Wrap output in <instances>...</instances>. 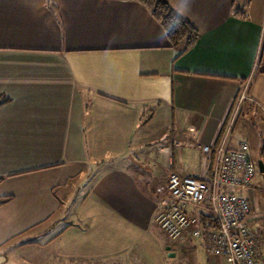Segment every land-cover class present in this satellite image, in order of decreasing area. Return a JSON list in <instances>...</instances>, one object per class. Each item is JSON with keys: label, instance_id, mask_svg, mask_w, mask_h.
Here are the masks:
<instances>
[{"label": "crops", "instance_id": "obj_1", "mask_svg": "<svg viewBox=\"0 0 264 264\" xmlns=\"http://www.w3.org/2000/svg\"><path fill=\"white\" fill-rule=\"evenodd\" d=\"M167 1L200 33L181 57L137 2L0 0V247L48 223L90 180L78 224L52 238L55 264H229L207 253L205 237L170 240L157 217L170 174L211 178L218 158L204 148L220 143L245 88L240 116L264 123V13L236 18L240 0ZM236 124L230 145L252 154ZM255 181L243 194L264 259Z\"/></svg>", "mask_w": 264, "mask_h": 264}, {"label": "built area", "instance_id": "obj_2", "mask_svg": "<svg viewBox=\"0 0 264 264\" xmlns=\"http://www.w3.org/2000/svg\"><path fill=\"white\" fill-rule=\"evenodd\" d=\"M248 100L245 88L238 107ZM239 108L220 143L204 148L206 154L215 153L218 158L213 171L207 165L211 178L200 181L170 174L157 221L172 241L183 233L195 239L205 237L207 253L229 264H264L262 236L250 226L254 209L243 194L256 177L257 164L247 144L230 145ZM204 212L209 216L203 220Z\"/></svg>", "mask_w": 264, "mask_h": 264}, {"label": "rangeland", "instance_id": "obj_3", "mask_svg": "<svg viewBox=\"0 0 264 264\" xmlns=\"http://www.w3.org/2000/svg\"><path fill=\"white\" fill-rule=\"evenodd\" d=\"M250 1L251 0H240L235 11L241 10L247 17L255 20L259 19L260 17L263 18L262 14L264 13V0H255L251 3V6L249 3ZM243 105L244 104H242L238 110L239 115L237 116V124L234 134L236 138L244 139L252 145V154L254 161L257 164V158L261 155L264 145V123L259 118L260 116L257 117V115L253 114L254 112H250V116L241 117L240 114L242 113ZM147 115L151 116V112L147 113ZM164 141L165 140L157 142L158 145L154 144V146L159 147ZM148 147H144V150L146 151ZM260 179L261 174L258 169L255 188L258 189L259 193H262L264 196V189H260V187L257 185V183L260 182ZM16 183H20L19 185L22 187L24 186L25 180H20ZM28 185L31 184L28 183ZM90 188L91 181L89 180L82 187H80L79 191L74 195L73 198L67 201L64 200L62 202V210L59 211L48 223L36 227L23 237L11 239L9 243L0 247V264H25L23 262V258L29 256L34 264H40L42 261L45 262L44 264H55L56 245L52 238H54L57 233L64 230L65 228L78 224V206L83 202ZM36 220L38 219H35V221ZM49 228L50 233L46 234V237L45 235L41 234L43 231ZM155 235V239L157 237L160 238L161 241H164V244L162 243L163 250H166L168 246H165L166 239L164 240V238H162V233H157L155 231ZM28 242L33 243L35 246H32L29 250L27 249L24 251H18L21 245ZM1 244L2 243H0V245ZM148 255L149 257L151 256L150 260H157V258H161V255L159 253L157 255L156 252L151 253V255L149 253ZM8 260L9 262H7ZM166 260L169 264H172L173 262L183 264V260H181L180 257L172 259L169 258V256H166ZM59 264H70V261L65 260Z\"/></svg>", "mask_w": 264, "mask_h": 264}, {"label": "trees", "instance_id": "obj_4", "mask_svg": "<svg viewBox=\"0 0 264 264\" xmlns=\"http://www.w3.org/2000/svg\"><path fill=\"white\" fill-rule=\"evenodd\" d=\"M124 2H137L146 7L154 19L160 23L164 29L170 48L179 50L178 57L183 56L197 44L200 33L192 26V24L183 16L167 0H119ZM236 18L244 16L243 11L234 13ZM6 104V101L0 102V107ZM264 163V145L260 155V159ZM258 168V166H257Z\"/></svg>", "mask_w": 264, "mask_h": 264}, {"label": "water", "instance_id": "obj_5", "mask_svg": "<svg viewBox=\"0 0 264 264\" xmlns=\"http://www.w3.org/2000/svg\"><path fill=\"white\" fill-rule=\"evenodd\" d=\"M257 166H258L259 172L261 174H264V163H263V161L259 160L257 163Z\"/></svg>", "mask_w": 264, "mask_h": 264}]
</instances>
